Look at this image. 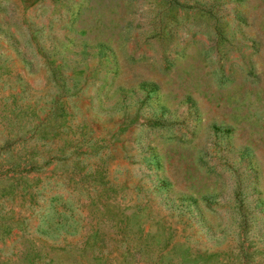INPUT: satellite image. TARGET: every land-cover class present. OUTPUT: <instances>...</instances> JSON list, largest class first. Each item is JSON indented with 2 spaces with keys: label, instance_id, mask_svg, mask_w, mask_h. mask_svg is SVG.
I'll return each mask as SVG.
<instances>
[{
  "label": "rangeland",
  "instance_id": "374dc122",
  "mask_svg": "<svg viewBox=\"0 0 264 264\" xmlns=\"http://www.w3.org/2000/svg\"><path fill=\"white\" fill-rule=\"evenodd\" d=\"M0 264H264V0H0Z\"/></svg>",
  "mask_w": 264,
  "mask_h": 264
}]
</instances>
